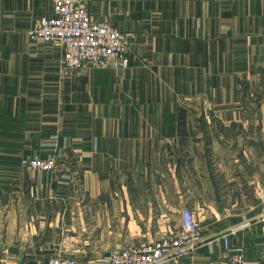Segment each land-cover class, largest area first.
<instances>
[{"label": "crops", "instance_id": "0c3cea01", "mask_svg": "<svg viewBox=\"0 0 264 264\" xmlns=\"http://www.w3.org/2000/svg\"><path fill=\"white\" fill-rule=\"evenodd\" d=\"M129 64L65 68L28 31L53 0H0V264H106L199 223L189 256L264 264V0H88ZM57 157L54 172L23 160Z\"/></svg>", "mask_w": 264, "mask_h": 264}, {"label": "built area", "instance_id": "2783aa9c", "mask_svg": "<svg viewBox=\"0 0 264 264\" xmlns=\"http://www.w3.org/2000/svg\"><path fill=\"white\" fill-rule=\"evenodd\" d=\"M88 0H53V14L43 17L28 31L33 39L53 43L62 51L65 68H80L85 64L108 63L116 68L129 64L130 37L113 27L109 21H96L87 6ZM1 38V34H0ZM23 165L32 170L54 172L58 158L34 157L23 160ZM264 203V189L258 192ZM182 230L174 235L146 241L139 245L111 253L106 264H163L169 259L192 255L199 242V223L195 212L185 208L181 214ZM264 225V211L257 215ZM228 264H249L240 248L231 244L230 232L222 235ZM48 264H77L76 259L58 254Z\"/></svg>", "mask_w": 264, "mask_h": 264}]
</instances>
